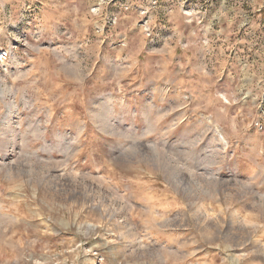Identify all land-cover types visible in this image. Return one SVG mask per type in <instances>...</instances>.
<instances>
[{"label": "rangeland", "instance_id": "obj_1", "mask_svg": "<svg viewBox=\"0 0 264 264\" xmlns=\"http://www.w3.org/2000/svg\"><path fill=\"white\" fill-rule=\"evenodd\" d=\"M0 264H264V0H0Z\"/></svg>", "mask_w": 264, "mask_h": 264}]
</instances>
